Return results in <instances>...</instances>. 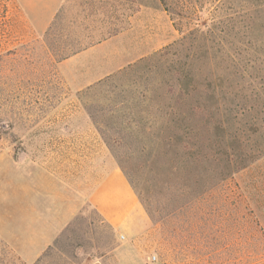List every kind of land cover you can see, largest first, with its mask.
<instances>
[{"label":"rangeland","instance_id":"rangeland-1","mask_svg":"<svg viewBox=\"0 0 264 264\" xmlns=\"http://www.w3.org/2000/svg\"><path fill=\"white\" fill-rule=\"evenodd\" d=\"M24 4L1 44L0 264H264V0H66L43 32ZM218 153L246 160L238 185L200 179ZM118 166L141 208L126 237L88 203ZM9 207L72 224L29 263Z\"/></svg>","mask_w":264,"mask_h":264},{"label":"crops","instance_id":"crops-1","mask_svg":"<svg viewBox=\"0 0 264 264\" xmlns=\"http://www.w3.org/2000/svg\"><path fill=\"white\" fill-rule=\"evenodd\" d=\"M37 1V8L40 12L36 15V18L33 17L35 14L33 13L32 7L28 8L25 4L23 6L29 11L28 15L31 18L35 31H49L53 22L56 20L57 12L65 4L66 0ZM85 51H76L66 55L63 59H75L83 54V52L85 53ZM24 192L26 199L28 198L26 203H28L30 197L29 186L26 187ZM88 203L114 232H121L124 237L131 230V221L141 213V208L135 194L121 171L116 168L108 171L96 187L92 189L88 196ZM26 212L29 213L30 211L27 210ZM12 214L13 211L9 207V245L14 249H23L19 252L22 256L34 257L33 259H25L29 263L35 260L36 257L39 259L71 223V217L65 220L53 218V211L49 214L50 218L45 219V221H41V219L38 221V219L33 217L30 218L31 214H28L20 224L11 219ZM15 225H21V227H16ZM10 233L15 235L16 233L19 234L12 236ZM15 240L18 243L20 240V245L17 246L18 243L15 244Z\"/></svg>","mask_w":264,"mask_h":264},{"label":"trees","instance_id":"trees-1","mask_svg":"<svg viewBox=\"0 0 264 264\" xmlns=\"http://www.w3.org/2000/svg\"><path fill=\"white\" fill-rule=\"evenodd\" d=\"M8 2H9V0H0V59H5V57H7V55L9 54V51H4L1 48L2 40H3L4 34H5L4 33L5 32L4 31V25H5V19H6V13H7V3ZM190 114L193 117H198V111L197 110L196 111L191 110ZM106 144L108 146V143H106ZM202 161H203V164L205 163V164L209 165L205 169V171L201 172L199 175L200 179L203 180L206 187L207 186L213 187L217 184H223L226 182H230L234 185H238V183H240V180H244L242 178L240 171L245 170L246 160L241 161V162H243V164L240 165V167H239V165H236L234 163V161L231 160L229 157H224L222 155L220 156V153H218L215 155L210 154V156L205 155L203 157ZM118 168L120 169L121 173L123 174V176L126 178V180L128 182V179H127L126 175L123 173L122 168H120L119 166H118ZM129 185H130V183H129ZM208 191L209 190H207V188H206V190H202V191L196 193L195 195H191L190 193H187V197H186L185 193L183 192L181 194L180 200H182L184 202L183 206L185 208L186 207L190 208L189 206L192 205V203H194V201L197 198H199L203 202L209 201L211 199V194ZM238 200L240 203H244L245 207L248 208V204H249L248 195L243 194V192H242V194L239 195ZM241 200H242V202H241ZM249 213L252 217V219H251L252 220V228L255 231V233H257L258 235L261 236L260 237L261 242H262L261 244H263L262 252L260 251L258 254H261L264 256V219L263 218L259 219L258 216L254 217V215H253L254 213H252V212H249ZM96 214H97V212H96ZM147 214H149V218L153 219V215L151 212H147ZM71 224H72V222L62 231V233L59 235V237L55 239L53 245L57 243V241L59 240V238L62 235L66 234L67 231L70 230ZM110 229L113 231V229L111 227H110ZM49 249L50 248H48L47 250H49ZM260 259H258V260H260ZM37 261H39V259Z\"/></svg>","mask_w":264,"mask_h":264},{"label":"built area","instance_id":"built-area-1","mask_svg":"<svg viewBox=\"0 0 264 264\" xmlns=\"http://www.w3.org/2000/svg\"><path fill=\"white\" fill-rule=\"evenodd\" d=\"M152 260H153V262H154L155 258H153Z\"/></svg>","mask_w":264,"mask_h":264}]
</instances>
